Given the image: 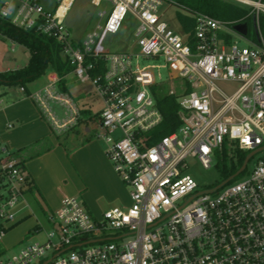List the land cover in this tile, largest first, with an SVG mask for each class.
<instances>
[{
    "label": "built area",
    "instance_id": "2783aa9c",
    "mask_svg": "<svg viewBox=\"0 0 264 264\" xmlns=\"http://www.w3.org/2000/svg\"><path fill=\"white\" fill-rule=\"evenodd\" d=\"M234 1L251 6L256 39L230 21L194 12L189 42L164 19L168 0H90L107 7L98 11L95 27L74 42L66 19L76 0H0V18L55 39L72 72L94 86L103 101L96 135L107 143L132 200L98 220L76 198L65 197L47 215L49 228L35 229L45 239L11 257L0 253V264H264V154L247 176L214 193L200 191L188 173L189 158L210 167L225 144L264 152V0ZM128 14L138 21L139 49H107L106 35L117 33ZM157 57L169 69L167 93L178 98L181 125L152 143L151 131L163 120L153 87L164 81L155 72L160 65H142L141 58ZM45 76V85L28 96L57 133L74 129L84 120L82 109L61 89L56 69ZM175 79L181 80L179 93ZM220 81L238 86L229 93ZM53 104L62 107L63 116ZM6 153L0 144V241L26 201L27 172Z\"/></svg>",
    "mask_w": 264,
    "mask_h": 264
},
{
    "label": "rangeland",
    "instance_id": "374dc122",
    "mask_svg": "<svg viewBox=\"0 0 264 264\" xmlns=\"http://www.w3.org/2000/svg\"><path fill=\"white\" fill-rule=\"evenodd\" d=\"M225 1L236 3L246 10L251 9V6L245 3H240L234 0ZM105 7H107L106 3L99 8L93 6L90 0H76L66 19V24L71 31L73 39H75L74 42L82 39L88 31L95 27L97 22H99L98 11ZM163 10L165 12L164 19L170 24L171 28L181 33L182 28L179 20V14L187 12L186 9L176 4L170 5L167 3L164 5ZM251 23L252 27L250 29V37H255L256 39L257 34L253 21ZM137 26V19L131 14H128L124 19L121 29L117 33H108L106 35L105 40L103 41L104 46L111 51L138 50L139 46L136 43L137 37L135 35ZM261 29V32L264 34V24ZM235 38V36H230V39L235 40ZM239 42L241 45L247 44L245 39H240ZM30 57L31 52L28 47L12 40L3 34L0 29V72L25 67L29 63ZM165 63L166 61L164 57L141 58L142 65H160L155 72L157 76L160 74L162 80L164 81L162 84L164 88L163 91L168 92L172 85L171 81L168 79L169 69L162 66ZM45 83L46 76L44 74L30 84L32 86H37V89H39L42 88ZM65 85L67 87V92L75 99L78 106L85 111L84 114L86 116L78 126L69 130V132H73L78 129L77 133L83 134L84 123L88 119L93 118L94 121L98 119L100 111L103 108V101L95 91L91 82L81 81L73 72L66 76ZM219 85L229 93L233 92L238 86L235 82L223 81H220ZM173 86L177 93H179L181 91V80L175 79L173 81ZM19 88L20 85H0V108L4 105L1 98L8 99L9 94L18 92ZM7 92H9V94H7ZM12 96H15V94ZM53 106L58 114L63 116L62 107L57 104H53ZM35 107L40 115V118L48 124L51 133L55 136L62 134L57 133L50 126L47 119L42 116L36 104ZM6 122L7 123L5 124H11L12 126V128L6 127L7 133L12 131L18 125L17 121L14 120ZM61 137L62 136H58V138ZM89 138L90 140L97 141L99 149L103 151V155L111 165V171L108 167H105L101 158L93 159L90 157L89 161L82 162L81 149L72 151V143H70L69 140L60 142L58 139V143L56 145H61L62 148H60L61 150H57V152L53 155L42 157L40 155L43 152L42 150L32 156H29V158H33L31 161L33 164V171L39 172L45 177L48 188L47 194L45 195V201L39 197L30 195V199L27 201L29 206L26 208V211L20 214L15 222L6 224L5 235L0 241V253L2 256L5 258L11 257L16 254L21 247L33 243L36 240H44L45 234L36 233L35 228L37 226H42L45 229L49 228L47 215L50 212L59 209L62 199L65 197L76 198L91 214V216L98 220L104 219V212L109 208L115 206L127 208L131 205L132 200L130 197V187L115 171L113 163L107 155V143L102 138L97 137L96 129ZM4 143L1 142L0 137V144L3 147H7L10 152L16 150L11 148L10 144ZM32 144L33 143H29L23 147H27L28 150ZM49 145L52 146V144ZM9 151L5 154V156L11 155ZM249 153L251 152L249 151ZM229 154L230 156H233L235 161H237L238 155L235 150L232 152L230 151ZM263 154L264 152L256 153L250 159L246 170L239 174L234 181L247 176V174L254 169L258 158ZM79 157L81 160H79ZM221 159L222 153L217 152L213 156L212 165L210 167H204L196 158L188 159V173L197 182L198 189L200 191L215 187L217 184L222 182L224 176L221 171ZM104 176L110 180H107V182H100Z\"/></svg>",
    "mask_w": 264,
    "mask_h": 264
},
{
    "label": "trees",
    "instance_id": "16d2710c",
    "mask_svg": "<svg viewBox=\"0 0 264 264\" xmlns=\"http://www.w3.org/2000/svg\"><path fill=\"white\" fill-rule=\"evenodd\" d=\"M168 2L172 5L176 4L186 9L187 12L179 14V20L181 22V28L186 34V39L189 42L193 41L192 33L195 27L194 12L208 13L216 18L230 21L233 25L247 22V36L255 39V37H250V29L252 27L251 22L254 20V15L251 14V9L246 10L236 3L225 0H168ZM263 21L264 14H261L260 28H263ZM0 29L3 34L12 40L25 45L31 52L29 63L25 67L0 72V85L24 86L28 94L31 92L29 84L34 82L40 76H43L48 69L54 68L62 76L60 82L61 89L67 91L65 79L66 76L73 71V66L69 59L63 55L61 46L55 39L39 34L34 30L18 28L2 18H0ZM163 89V85L159 86V88L156 86L153 87L157 106L163 115V120L151 131L153 137L152 143L171 134L181 125L178 98L176 95H171L163 91ZM82 112L84 113L85 111L82 110ZM233 150H235L238 155L237 161H235L233 156H230L229 154L230 151L232 152ZM221 153V171L224 176L223 180H225L241 168L249 151L242 150L238 147L230 148L225 144ZM26 184L24 193L29 196L34 194L36 186L32 179L29 178L28 174Z\"/></svg>",
    "mask_w": 264,
    "mask_h": 264
},
{
    "label": "crops",
    "instance_id": "0c3cea01",
    "mask_svg": "<svg viewBox=\"0 0 264 264\" xmlns=\"http://www.w3.org/2000/svg\"><path fill=\"white\" fill-rule=\"evenodd\" d=\"M181 33L185 34L183 30ZM31 84H29V89L32 92L37 89V86H32ZM7 94H9V92H7ZM13 94H15V96H12ZM1 101L4 103L3 107L0 108L1 142L8 143L11 145V148H14V150L16 149L15 151L10 152L6 147L7 153L9 151L13 157H16L21 161L29 178L34 182L36 187L34 189V194H32L33 196L39 197L45 201V195L47 194L48 188L44 175L33 171V164L31 162L33 158L31 159L29 156L42 150L43 154L40 152L42 157L53 155L57 150H61L60 148H62L61 145H56L58 139L60 142L69 140V142L72 143V151L81 149L82 162L89 161L90 157L93 159L101 158L105 167H108L111 171V165L103 155V151L99 149L97 141L90 140L89 138L96 127V122L93 118L88 119L84 123L83 134L77 133L78 129L73 132L68 131L58 135L59 137L62 136L61 139L51 133L48 124L40 118L34 101L28 96L27 92L21 90V86L18 89V92L10 93L8 99L1 98ZM84 113L83 116L86 117ZM9 120L17 121L18 125L12 131L7 133L6 127L12 128V126H9L10 124H5L7 123L6 121ZM29 143L33 144L30 148L28 147L29 149L27 150V147L25 148L23 146L28 145ZM49 144H52V146ZM79 160H81L80 157ZM107 180L109 181L110 179H107V177L104 176L100 182H107ZM25 196L26 201L18 206V216L26 211V203L30 199V196L28 194Z\"/></svg>",
    "mask_w": 264,
    "mask_h": 264
},
{
    "label": "water",
    "instance_id": "95a60500",
    "mask_svg": "<svg viewBox=\"0 0 264 264\" xmlns=\"http://www.w3.org/2000/svg\"><path fill=\"white\" fill-rule=\"evenodd\" d=\"M234 28L240 32L242 35H247L248 34V23L247 22H241L238 24L234 25ZM257 152H251L248 154V156L246 157L243 165L241 166V168L233 175H231L229 178L223 180L221 183H219L218 185H216L215 187L203 190L204 193H214L217 190H219L222 186H224L225 184L235 180V178L241 174L243 171H245V169L247 168V165L250 161V159L254 156V154H256Z\"/></svg>",
    "mask_w": 264,
    "mask_h": 264
}]
</instances>
